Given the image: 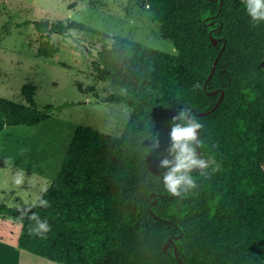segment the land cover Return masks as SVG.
I'll list each match as a JSON object with an SVG mask.
<instances>
[{
    "label": "trees",
    "instance_id": "16d2710c",
    "mask_svg": "<svg viewBox=\"0 0 264 264\" xmlns=\"http://www.w3.org/2000/svg\"><path fill=\"white\" fill-rule=\"evenodd\" d=\"M147 6L175 54L70 20L27 22L46 59L53 33L107 37L92 71L132 112L118 137L78 126L37 202L0 204V232L58 264H264V0ZM21 91L25 104L0 98V131L61 109H39L32 85Z\"/></svg>",
    "mask_w": 264,
    "mask_h": 264
},
{
    "label": "rangeland",
    "instance_id": "374dc122",
    "mask_svg": "<svg viewBox=\"0 0 264 264\" xmlns=\"http://www.w3.org/2000/svg\"><path fill=\"white\" fill-rule=\"evenodd\" d=\"M68 20L107 36L119 35L176 53L173 44L161 37L147 0H0V98L25 104L21 89L29 84L35 88L39 109L61 108L36 126L0 131V204L8 207L28 209L37 202L56 179L78 126L118 137L132 112L115 101L125 95L123 89L93 74L92 62L102 44L110 42L107 37H91L85 31L53 33V57L38 55L41 38L27 22ZM20 251L22 264H58Z\"/></svg>",
    "mask_w": 264,
    "mask_h": 264
},
{
    "label": "crops",
    "instance_id": "0c3cea01",
    "mask_svg": "<svg viewBox=\"0 0 264 264\" xmlns=\"http://www.w3.org/2000/svg\"><path fill=\"white\" fill-rule=\"evenodd\" d=\"M22 255L14 235L8 232H0V264H22ZM27 264L32 263L28 261Z\"/></svg>",
    "mask_w": 264,
    "mask_h": 264
},
{
    "label": "water",
    "instance_id": "95a60500",
    "mask_svg": "<svg viewBox=\"0 0 264 264\" xmlns=\"http://www.w3.org/2000/svg\"><path fill=\"white\" fill-rule=\"evenodd\" d=\"M211 40H212V43L214 45L217 44V40L216 39H214V38L211 37ZM223 50H224V47L222 48V51ZM219 57H220V53L217 55L216 59L214 60V63H213V66H212V70H211V72H210V74H209V76H208V78H207V80H206V82L204 84V88H206L207 83L213 77V74H214V71H215V67H216V64H217V61H218ZM214 93L215 92H213L212 94H214ZM222 98H223V93L221 94V96L219 97L217 103L215 104V106L211 110L206 111L204 113H200L199 116H205V115L210 114L211 112H213L219 106V104L221 103ZM188 120H189V122L191 124L192 129L195 132V135H196L195 143H196V148L198 149V136H199V132H198V128H197L195 122L193 121V119L191 117L190 112L188 113ZM172 242H173V240L171 238H169L168 241L166 242L165 246H164V250H167L170 247V245L172 244Z\"/></svg>",
    "mask_w": 264,
    "mask_h": 264
}]
</instances>
